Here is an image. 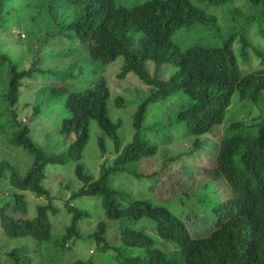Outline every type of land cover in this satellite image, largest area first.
<instances>
[{
  "label": "trees",
  "instance_id": "obj_1",
  "mask_svg": "<svg viewBox=\"0 0 264 264\" xmlns=\"http://www.w3.org/2000/svg\"><path fill=\"white\" fill-rule=\"evenodd\" d=\"M49 4L53 34H60L56 43L75 44L64 50L62 73L55 74L56 80L76 79L73 71L83 72L94 61L107 65L121 58L117 78L134 72L142 83L154 88L137 104L131 115V141L120 148L121 122L109 115L111 94L104 75L93 80L99 73L95 67L83 77L87 82L83 89L50 87L41 101L50 104L64 96L57 99L65 112L58 134L66 146L58 153L46 154L31 140L30 128L16 120L13 110L23 79L39 69L35 65L19 69L0 50V72L5 67L10 76L0 97L6 103L0 111V133L10 129L7 142L32 157L23 174L10 160L0 158V184L7 177L10 186L8 199L0 206L1 234L11 239L31 238L37 244L49 241L52 220L60 212L53 200L62 199L57 194L52 196L45 186L55 169L72 172L81 182L64 200L70 217L60 242L55 244L58 253L70 250L74 258L73 246L81 242L94 245L106 264H264V50L246 37L249 26L255 25L264 39V0H49ZM62 11L65 13L59 17ZM180 29H195L201 39L182 47L172 39ZM253 57L260 66H253ZM147 61L156 67L169 64L174 70L165 79L151 76ZM233 94L260 113L254 118L256 123L236 120L224 128L212 171L214 180L224 179L229 196L211 206L206 234L191 236L183 220L165 202L142 199L128 187L112 186L113 178L126 172V164L156 152V145L142 138V124L152 103L175 95L188 97L185 103L178 99L174 125H181L180 136L195 137V148H201L204 145L198 137L213 134L220 126ZM113 104L125 107L128 103L119 95L113 97ZM38 107L32 115L40 113ZM92 125L100 130L97 143L101 154L106 151V139L115 150L111 162L100 164L96 177L82 161ZM246 128L250 131L244 132ZM63 187L69 189L70 185ZM27 192L45 198L44 203L34 206L33 215L28 214ZM145 218L154 223L153 237L135 227ZM114 228L119 241L111 243L106 234ZM155 238L175 248L162 249ZM34 250L26 242L14 246L5 252L6 262L32 264ZM93 257L78 256L71 264H100Z\"/></svg>",
  "mask_w": 264,
  "mask_h": 264
},
{
  "label": "rangeland",
  "instance_id": "obj_2",
  "mask_svg": "<svg viewBox=\"0 0 264 264\" xmlns=\"http://www.w3.org/2000/svg\"><path fill=\"white\" fill-rule=\"evenodd\" d=\"M49 5V0H0V50L19 69H27L30 65H35L41 70H36L30 78L23 79L18 102L13 107L16 120L25 123L30 128L28 135L31 140L42 147L46 154L60 152L66 146L65 141L62 143V136L58 134L59 123L65 112L61 101H57V99L64 96L60 95L53 102L48 103L49 105L42 103L41 100L46 98L49 88L52 86L64 85L66 91L83 89L87 85V82L82 81L83 77L87 76L88 71L95 67L99 73L94 76L93 80L101 74L104 75L111 94L108 101L109 115L112 120L121 122L118 134L121 138L120 148H122L131 141L134 131L131 126L132 113L137 104L154 86L142 83L134 72H130L124 78H117L116 74L121 67V58L107 65L94 61L90 66L84 68L83 72L73 71L76 79L56 80V75L62 73L61 68H63L65 59L63 52L67 51L70 44L56 43L60 34H53L55 30H52V25L48 20ZM60 7L63 8V6ZM245 7L243 5L241 9L244 10ZM64 13L65 11H62L59 17ZM64 18L66 19L67 15ZM257 31L255 25H250L246 37L264 50V39L259 36V33L257 34ZM172 39L182 47H186L201 39V35L196 33L195 29H191L190 32L180 29L172 34ZM205 41L208 40L203 39V42ZM72 46L74 47L75 44L70 47L72 48ZM253 60V66H260L258 58L253 57ZM146 67L151 76L158 75L162 79L167 78L174 70L172 65L162 64L156 67L151 61L146 62ZM9 79V73L4 67L0 72V97L7 89ZM119 95L128 103L125 107H116L113 104V97ZM178 99L182 103L189 100L188 97L182 99L175 95L167 100L152 103L148 107L142 124V127L145 128L142 138L148 144L156 145V152L150 157L126 164V172L115 176L111 184L112 186L128 187L142 199L148 198L153 201L165 202L164 205L183 220L190 235L197 237L206 234L205 225L206 227L210 226L211 206L229 196L224 179L214 180L212 171L214 154L220 137L225 132V126L236 120H241L248 125L256 123L258 120L254 118L260 112L254 105L238 100L236 94H233L223 122L216 127L213 134L199 136L198 138L204 146L195 148L193 144L195 137L180 136L182 126L174 125L175 112L180 106ZM38 105L37 110L40 113L32 115ZM5 106L6 103L0 98V111ZM9 131L10 129L6 128L4 132L0 133V158L10 160L16 166L17 171L23 174L30 167L32 157L22 151L21 147L11 146L7 142ZM243 131L249 132L250 129L246 128ZM99 132L100 130L92 125L91 136L82 160L86 169L94 177L98 175L100 164L111 162L115 156L114 146L109 139L105 141V153L101 154L97 143ZM169 136L172 137L171 140L166 141L165 139ZM176 154H181V156L171 162L170 158ZM49 175L45 180V186L49 188L52 196L57 194L62 198L53 200L59 206L60 212L52 220L53 228L49 241L37 244L31 238L11 239L2 235L0 230V264H9L6 262L8 258L5 252L25 242L35 249L34 252L36 251L32 254V264H71L75 257L90 255L94 256L96 262L106 264L96 253L94 245L88 246L81 242L77 246H73L74 258L71 257L70 250L58 253L59 249L55 244L60 242L70 217L65 210L64 200L69 197L70 190L81 186V182L77 181L72 172L54 169ZM3 180L0 184V206L2 201L8 199L7 193L10 192L7 177ZM65 183L70 185L69 189L63 187ZM26 196L30 206L28 214L33 215L34 206L44 203L45 198L36 197L29 192L26 193ZM8 212H11L10 208ZM135 227L143 229L147 234L150 233V236L156 234L154 223L147 218L137 222ZM82 235L86 234L82 233ZM106 237L111 243L119 241L116 228L108 232ZM155 239L162 249L175 248L174 244L168 241L160 238ZM56 252V257L52 259L50 256Z\"/></svg>",
  "mask_w": 264,
  "mask_h": 264
}]
</instances>
